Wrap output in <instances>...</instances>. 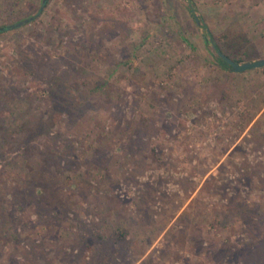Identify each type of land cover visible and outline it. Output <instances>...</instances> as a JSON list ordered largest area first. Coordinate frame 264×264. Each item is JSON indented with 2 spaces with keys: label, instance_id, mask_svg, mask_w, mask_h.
Returning a JSON list of instances; mask_svg holds the SVG:
<instances>
[{
  "label": "rangeland",
  "instance_id": "1",
  "mask_svg": "<svg viewBox=\"0 0 264 264\" xmlns=\"http://www.w3.org/2000/svg\"><path fill=\"white\" fill-rule=\"evenodd\" d=\"M214 41L264 56V0H46L0 31V264H264V65Z\"/></svg>",
  "mask_w": 264,
  "mask_h": 264
},
{
  "label": "water",
  "instance_id": "2",
  "mask_svg": "<svg viewBox=\"0 0 264 264\" xmlns=\"http://www.w3.org/2000/svg\"><path fill=\"white\" fill-rule=\"evenodd\" d=\"M45 1L46 0H42V3L40 4L38 10L36 11V13L33 16L38 14V12L40 11V9L43 6ZM26 20H27V18H24V19H20V20L14 21L12 23H9L7 25H2V26H0V31L19 26V25L23 24L24 22H26ZM216 53L229 65V69L231 71H242L245 69L264 65V56L257 57L255 59H247V60H243V61H234L232 58L227 56L225 53H223L219 49H216Z\"/></svg>",
  "mask_w": 264,
  "mask_h": 264
},
{
  "label": "trees",
  "instance_id": "3",
  "mask_svg": "<svg viewBox=\"0 0 264 264\" xmlns=\"http://www.w3.org/2000/svg\"><path fill=\"white\" fill-rule=\"evenodd\" d=\"M31 17H33V15H30L29 17H26V18L28 20ZM213 47H214L215 51H216V49L221 50L223 53H225L227 56H229L230 58H232L234 61H240L241 60V58H239L238 56H234V55L230 54L228 51L224 50L223 47H221L217 41H214L213 42ZM215 51H214L213 55L216 58V61L221 66H223L224 68L229 69V65ZM101 85H103V82L102 83L101 82H98V86H101ZM41 131H43V130H41Z\"/></svg>",
  "mask_w": 264,
  "mask_h": 264
}]
</instances>
